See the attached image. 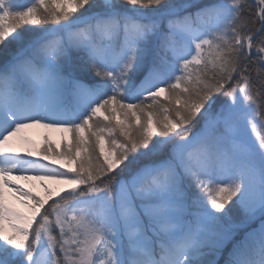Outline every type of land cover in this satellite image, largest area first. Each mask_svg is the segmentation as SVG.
Wrapping results in <instances>:
<instances>
[{
    "label": "snow or ice",
    "instance_id": "snow-or-ice-1",
    "mask_svg": "<svg viewBox=\"0 0 264 264\" xmlns=\"http://www.w3.org/2000/svg\"><path fill=\"white\" fill-rule=\"evenodd\" d=\"M0 46V264H219L244 229L225 264H264V0H0Z\"/></svg>",
    "mask_w": 264,
    "mask_h": 264
},
{
    "label": "rangeland",
    "instance_id": "rangeland-1",
    "mask_svg": "<svg viewBox=\"0 0 264 264\" xmlns=\"http://www.w3.org/2000/svg\"><path fill=\"white\" fill-rule=\"evenodd\" d=\"M30 1V0H27ZM170 2L175 3L177 5L184 3L185 0H170ZM218 2V0H195V3L197 6H201L200 4L206 6V5H210L213 3ZM197 9L196 7H192L189 8L187 10V12L189 13H193L195 12ZM25 35H27V33H25ZM10 49L14 50L15 49V45H10L9 46ZM3 46H0V49H2ZM0 59H2V57H0ZM86 82H90V81H86ZM221 100H223V97H221ZM219 103V101H218ZM200 125H197V128L195 130H199ZM258 128H259V123H258ZM24 135H26L35 145L39 146L41 149L44 147L45 145V136H47L52 144L53 147H55L57 144H59V151H63L64 150V144L61 142V137H62V133L58 132V131H51L48 129H44V128H32V129H27L25 130ZM85 135L87 136V132L85 133ZM68 142L71 143L72 142V136L71 134H68ZM13 146L17 148L18 152L21 155H27V148L29 147V145L26 144H22L18 141H13ZM105 148L107 150V137H105ZM41 158L43 159L42 156H37V157H32V159H38ZM59 158L57 157H52L50 159H48V161H54L57 160ZM59 164V163H58ZM61 170L66 171V169L61 168ZM14 175H20V173H14ZM29 175H35V173H29ZM37 180H20L19 184H22L24 187H26V189H30L33 191L34 194H38L39 196L43 197L45 196V191L43 189H38V187L35 185ZM54 190H59V188L54 187ZM49 203H51V201H49ZM230 206V205H229ZM47 207V205H46ZM227 210V206L226 209ZM43 211V210H42ZM258 221L253 223L251 225V228H255L258 227ZM250 229H244L239 231L236 236L234 237V241L229 242L226 247L224 248L223 252L221 253V255L219 256V264H225V261L228 258V254L232 249V245L235 241H238L242 238V236L244 235L245 231H248Z\"/></svg>",
    "mask_w": 264,
    "mask_h": 264
},
{
    "label": "bare ground",
    "instance_id": "bare-ground-1",
    "mask_svg": "<svg viewBox=\"0 0 264 264\" xmlns=\"http://www.w3.org/2000/svg\"><path fill=\"white\" fill-rule=\"evenodd\" d=\"M19 2L20 3H30L31 1H27V0H19ZM201 6L200 7H203L204 5H202V4H200ZM38 160H41L42 162H44V163H47V164H49V165H51V166H53V167H57V168H60V164H58V163H53V161H48V160H43V159H41V158H38ZM64 171V170H63ZM48 183V185H49V187H51L53 190H54V187H57V188H59V189H61V188H68L69 187V185H65V184H58V183H56L55 181H48L47 182ZM22 187H24L22 184H20ZM37 187H38V189H43L44 190V187L41 185V182L40 181H36V184H35ZM25 189H26V187H24ZM45 191V190H44ZM18 207H22V205H17Z\"/></svg>",
    "mask_w": 264,
    "mask_h": 264
},
{
    "label": "trees",
    "instance_id": "trees-1",
    "mask_svg": "<svg viewBox=\"0 0 264 264\" xmlns=\"http://www.w3.org/2000/svg\"><path fill=\"white\" fill-rule=\"evenodd\" d=\"M31 1V0H30Z\"/></svg>",
    "mask_w": 264,
    "mask_h": 264
}]
</instances>
